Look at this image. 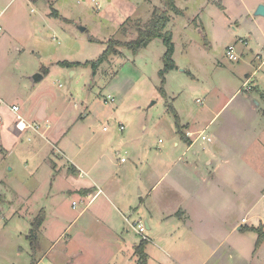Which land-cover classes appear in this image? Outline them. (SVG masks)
<instances>
[{
    "label": "rangeland",
    "instance_id": "rangeland-1",
    "mask_svg": "<svg viewBox=\"0 0 264 264\" xmlns=\"http://www.w3.org/2000/svg\"><path fill=\"white\" fill-rule=\"evenodd\" d=\"M260 5L264 7V0H175L180 13L168 12L163 31L171 34L175 68L161 77L165 46L160 38L138 50L115 48L96 71L91 64L108 50L110 40H135L153 9L164 8V0H0V145L9 150L16 142L9 110L16 103L19 118L46 116L48 133H54L49 139L59 144L43 153L49 155V167L53 162L62 168L59 173L50 168L48 175L43 167L39 179L29 178L23 162L32 156L36 139L29 143L23 138L18 147L22 151L13 149L6 157L0 146V264L31 263V226L14 213L19 199L11 190L16 184L44 194L37 206L49 212L47 232L38 236V244L39 254H48L40 264L62 260L87 236L107 254L103 245L110 242L106 227L112 219L119 237L138 244L142 239L130 226L141 218L165 222L175 205L189 211L196 226L191 233L181 226V214L173 218L175 223H170L176 227L169 240L177 244L176 250L166 238L158 240L154 229L146 230L144 235L152 240L148 264H174L167 256L171 250L187 259L180 264H197L198 253L207 264H228L231 254L220 255L235 242L252 251L257 229L264 231V16L255 15ZM229 46L236 61L225 54ZM61 62L77 65L62 67ZM35 74L43 79L33 82ZM107 95L113 103L104 104ZM179 127L183 133L187 128L194 132L192 148L186 149ZM200 133L210 142L201 140ZM213 146L218 151L216 169L202 164ZM78 151L79 167L86 171L96 162L90 174L105 179L104 194L87 208L90 196L81 200L79 194L59 193L50 200L58 190L90 183L88 175L76 179L67 171ZM188 166H200L201 172ZM205 172L221 184L202 181ZM48 176L51 183L56 178L50 198ZM181 189L185 196H179ZM72 221L78 228L72 224L67 234L74 236L65 245L63 236ZM198 229L209 241L196 237ZM224 232L227 242L219 247L214 239ZM214 248L218 252L209 256ZM260 253L259 264H264V248ZM81 260L105 261L91 256L87 261V254ZM115 262L134 264L123 258Z\"/></svg>",
    "mask_w": 264,
    "mask_h": 264
},
{
    "label": "crops",
    "instance_id": "crops-1",
    "mask_svg": "<svg viewBox=\"0 0 264 264\" xmlns=\"http://www.w3.org/2000/svg\"><path fill=\"white\" fill-rule=\"evenodd\" d=\"M247 77H248V75H247ZM42 79H43V76H42ZM12 106L19 107L18 104H16V103L12 104ZM19 112H20V108H19L18 113ZM18 113L17 114L12 113L13 116H14V121L11 122L12 123L11 127L14 130V133H16V135H15L16 138L14 137L16 139V142L13 144L14 147H12L11 149L8 150V148L6 149L4 147V145H0L1 148L3 149V153L5 154V157L9 153H11L13 151V149L20 150V152L22 151V147H20V148H18V147L23 144V142H22L23 138L27 139V141L29 143L33 142L34 138H35L36 139L35 140L36 143L34 144V147L31 148V151H33V154H31L32 156H30V155L25 156L27 159H26L25 162H23L24 171L27 172V176L29 178H32V179H34V178L35 179H39L41 177L42 172H44L43 167H46L48 175H49L51 169L55 173H59L58 170L61 171L62 168L60 169L58 167V165L54 164L53 162L51 163V161H50L51 164H50V167H49L48 163H47V160L49 159V155L46 156L43 153L44 150L48 151V146L49 145L51 147L55 148L54 146L59 144L58 139L54 140L53 143L49 139V138H51V136L54 133H51V132L48 133V131H49L48 130L49 129V122H48L46 116L38 117V116H36L38 114L31 115V116L28 115L27 116V114H26V115H22L21 118H19L18 117ZM39 115H41V114H39ZM19 120H23V122L26 123V124H30V125L34 124V125L40 126L41 128H40V130L38 132H33L32 130L19 132L18 130L15 129L16 128V123ZM207 127H208V125L205 128H207ZM105 129L106 128H104V130ZM28 133H30V134L28 135ZM201 133L199 135L204 136ZM184 134H185L187 140L190 142V145L185 143L186 146H187L186 149H190L194 145V140H192V136H193L194 132L188 131V128H187V131ZM32 135H33V138H32ZM206 139L207 140H203V141L210 142V139H208V138H206ZM40 141H42V142H40ZM174 147L178 148V144L174 143ZM80 149H79V151H80ZM212 149H213V151L207 150V155L209 156V158L205 159L203 161L204 163H202V164L205 167H212L213 169H216L218 167V162L216 161L217 158H218V154H217L218 151H217V147L216 146H213ZM15 150H14V152H16ZM26 150H28V148H26ZM26 150L24 149L23 154H27ZM79 151L76 154H74V156H73L74 159H75L74 160L75 164L71 163V170L72 171L69 170V169L67 171L71 175H74V173H75V175H74L75 177L74 178H76V179H78V177H80L81 175H88L90 183L87 186H85V187H81L80 189H76V188L66 189V188H64L63 190H58L51 197V191L53 190V183L56 181V178L53 177V181L51 183L50 182V177L48 176V178H49V180H48L49 181V189H48L46 198H48V197L50 198L51 197L50 198V200H51L54 196H58L59 193L61 195L67 194V193L79 194V196H81L80 197L81 200L82 199L86 200V197L90 196V200L85 206V208H87L89 206V204L95 198H98L100 195L104 194V189L101 187V184L105 183V179H102V178H100L98 176H92L90 174L91 171L94 172V170L97 169V167H98L97 164L98 163H96V162L92 166H90V168L88 170H86V171L79 167L80 164L78 163V160H79L78 157L81 155V154H79ZM48 152H51V150H49ZM193 153L196 155V152H193ZM51 155L57 157L54 153H52ZM57 155H61V156L66 158L65 154L62 151H57ZM121 158H124V157H121ZM121 158H119V163L124 164L126 162V160L124 162H120ZM188 168H191L194 171H196V169H198V171L201 170L200 166H198V167H196V166H188ZM10 170L13 171V168L10 169ZM205 174H206V172H205ZM208 174L210 176L207 177V174H206L204 176V178H202V181H205L207 179V180H209L212 183L216 182L215 183L216 187L219 184H221L220 180H214V178H215L214 174H210V173H208ZM59 175L60 174H57L56 176H59ZM64 179H65V177H64ZM169 182L172 184L173 181L170 180ZM170 188L174 189L172 185L170 186ZM11 191L15 195L16 200L19 199L18 201H15V203H14V206L17 207V210L14 212L15 215L17 216V218H21L22 220H27L29 222L30 226H31V223H32L33 219L38 215V213L41 210L44 211L45 219H44V222L42 223V225L40 227V234H39L42 237H44V234H46V232H47L46 221H47L49 212L47 211L46 208H38V206H37V205L41 204L39 202V200L40 199L42 200L44 198V194H42L40 196V193L38 192V190H32L29 186L28 187L27 186L23 187L22 185H18V184H16L15 189L12 188ZM180 192H181V194H179V196H185L186 195V192H184L183 189H181ZM189 194H194L193 196H196L197 192H189ZM35 195H37V197L39 196L40 198L37 199L35 197ZM32 199H36L35 200L36 204L34 206L32 205V202H31ZM74 205H75V203H73V206ZM113 207H114L115 212L117 213L115 206H113ZM83 211L84 210H82L79 213V215L77 216V218H76L77 221L81 220V218H82V216L84 214ZM189 213H190L189 211H187L186 209L182 208V205L181 206L175 205L173 208L170 209V211L167 212L168 216H164V219L166 220L165 222L154 223V222H148L146 219L142 222V218H141L136 225H138L140 223H143V225L145 226V229L149 230V232H151L152 229H154L157 232V239L158 240L162 239V238H159V237L166 238L165 241L167 243H169L170 247H172L174 250H176L177 244L175 242L172 243V241L169 240V238L172 239V233H174L173 227L175 228L176 225H174V224H172L170 222H174L175 223V221H172L173 218L174 217H178L177 215L181 214L183 216V218H184V221H182V225L181 226H183V228H186L188 231H191V233H192V231L194 230V226H196V225L195 224L194 225L191 224L194 221L192 220V217L189 216ZM25 218H27V219H25ZM175 220L177 222V219H175ZM76 222L72 221L66 227L67 228L66 229V233L63 236V241H64L65 245H67L68 243L70 245V242L73 239L74 233H73V235L72 234L68 235L67 232H69L68 230L72 227V224H74V227L77 230L78 225H76L77 224ZM146 224H147V227H146ZM150 224H152V225H150ZM204 225H206V224H204ZM130 227H131V230L136 235H138L136 233V229L134 228V225L133 226L131 225ZM219 227H220V224H219ZM235 227H237V225L233 226L232 230ZM118 230L119 229H118L117 225L115 224V220L114 219L110 220L108 222L107 227H106V231H107L106 234L110 235V242L105 244V245L102 244L104 247L107 248V250H108V253L106 252L107 254L103 253L102 252L103 251L102 248L95 241H93V239H91L89 236H87L86 240L83 241V243L81 245L79 244V246H78V248L76 250H73V249L70 248V251L65 256L63 255L61 257L62 260L56 261L54 264H78L79 261H82L81 260V256H83V254H87V261H89V257L90 256L92 258H94V259H97V257H98L99 260L101 259V257H104L105 261L102 264L109 263V261L111 263L115 264L116 263L115 261L118 260V258H123L124 263H128L129 260L130 261L133 260L134 264H141L140 260H139V257L137 256V254L135 252H136L137 247L140 246L142 241L140 243H138V244L130 243L129 241H125V239L119 237ZM199 230L200 229H198L196 231V235H197L196 237L200 241L202 239H203V241H209V239L211 237L209 235L197 234V232ZM238 231H241L240 227H238ZM160 232H162V233H160ZM159 233L161 235H159ZM226 239H227V237H226V234L224 232L223 236H221L220 238L214 239V240H217L216 243L220 247V246L224 245L227 242ZM149 243H152V240L149 237H147V242L143 246V253H144L145 257H146L145 261H144V264H148V261L150 259L149 255L147 253L148 252V246H149L148 244ZM39 246H40V244H39ZM228 246H229V251H226L227 253L224 252L222 255H220V258H223L225 256V254L228 255V257H229V253L231 254L230 258H227L228 264H232V263L233 264H259V262L262 261V259L259 257V254H261L260 250L262 248H264V241L260 244L259 247H257V248L254 247V249L252 251L250 250L249 247L241 246V244H238L236 242L234 244H231V245H228ZM40 251L42 252L41 248H40ZM217 252H218L217 248H214L212 250V253L209 254V256L212 255V254H215ZM42 253H41V255L40 254L38 255L36 264H40L41 262L44 261V259H47L46 257H47L48 253H45V254H42ZM167 256L170 257V260L174 264H180V263H184L183 261H187V259L185 257L180 258L179 256H177V254H174V252L172 250H171V253L169 252ZM176 257H178V259ZM205 257H206V255H205ZM228 259H231V260L228 261ZM113 260H114V262H113ZM238 260H239V262H237ZM224 261H226V260L224 259ZM82 263H83V261H82ZM188 263H192V262H188ZM196 263L197 264H207V258H204V256H202L201 253H198L197 254ZM97 264H101V263H97Z\"/></svg>",
    "mask_w": 264,
    "mask_h": 264
},
{
    "label": "trees",
    "instance_id": "trees-1",
    "mask_svg": "<svg viewBox=\"0 0 264 264\" xmlns=\"http://www.w3.org/2000/svg\"><path fill=\"white\" fill-rule=\"evenodd\" d=\"M221 6V5H220ZM222 9V7H220ZM173 12L174 14H179V10L175 6V0H164V8H158L155 7L153 9V12L151 14V18L149 22L144 26V28H139L137 32V36L135 40L130 41L129 43H121L117 41H109L108 50H106L102 56L98 59L97 63H92L91 67L94 71L97 70V67L100 63L106 61L107 56L110 55V53H115V48L117 47H132L133 49H140L143 47H146L148 43L155 39L160 38L165 46V52L163 54V62L164 67L163 70L159 72V75L162 77L165 72L173 70L175 68L174 62H173V54H174V46L172 43L171 34L167 32H163L166 28L167 23L169 22V16L168 12ZM127 22V20H126ZM123 26V25H122ZM60 65L62 67H69L72 68L76 66L77 64L74 63H67V62H61ZM95 74V73H94ZM174 114V117L176 119V126L178 127V119L174 111H172ZM178 132L181 136V139L184 143L190 145V142L187 140L184 133H182L181 128H178ZM75 175V173H74ZM45 219V213L43 210H41L38 215L33 219L31 223V229H30V245H31V263L30 264H36L37 263V257L40 253V246L38 241V236L40 234V227ZM258 235L257 240L255 242V248L259 247L260 244L264 241V232L262 229H257ZM146 241L142 240L139 247L136 249V254L139 257L140 263L144 264L145 261V255L143 253V246L145 245Z\"/></svg>",
    "mask_w": 264,
    "mask_h": 264
},
{
    "label": "built area",
    "instance_id": "built-area-1",
    "mask_svg": "<svg viewBox=\"0 0 264 264\" xmlns=\"http://www.w3.org/2000/svg\"><path fill=\"white\" fill-rule=\"evenodd\" d=\"M226 56L228 57L229 60H232V61H236L237 58L236 56L234 55V47L233 46H229L227 49H226V52H225ZM114 99L113 97L111 96H106L105 99H104V104L106 103H113ZM9 110L14 113V114H17L18 111H19V107L17 106H12L9 108ZM3 120H2V117L0 115V125L2 124ZM40 126H37V125H30V124H26L23 122V120H19L17 123H16V129L19 131V132H24V131H27V130H32L33 132H38L40 130ZM121 130L123 129L122 127L120 128ZM199 137L202 139V140H207L206 137L202 136V135H199ZM125 159L124 158H121L120 159V162H124ZM134 228L136 229V233L141 237L142 240L144 241H147V238L146 236L144 235L146 229H145V226L143 225V223H140L136 226H134Z\"/></svg>",
    "mask_w": 264,
    "mask_h": 264
},
{
    "label": "water",
    "instance_id": "water-1",
    "mask_svg": "<svg viewBox=\"0 0 264 264\" xmlns=\"http://www.w3.org/2000/svg\"><path fill=\"white\" fill-rule=\"evenodd\" d=\"M255 15L256 16H264V7L262 5H260L256 12H255ZM79 30L81 31H84V29L82 28H79ZM32 80L33 82H38V81H41L42 80V75H39V74H35L33 77H32ZM146 227H147V224H146Z\"/></svg>",
    "mask_w": 264,
    "mask_h": 264
},
{
    "label": "bare ground",
    "instance_id": "bare-ground-1",
    "mask_svg": "<svg viewBox=\"0 0 264 264\" xmlns=\"http://www.w3.org/2000/svg\"><path fill=\"white\" fill-rule=\"evenodd\" d=\"M16 129V128H15ZM17 130V129H16Z\"/></svg>",
    "mask_w": 264,
    "mask_h": 264
}]
</instances>
